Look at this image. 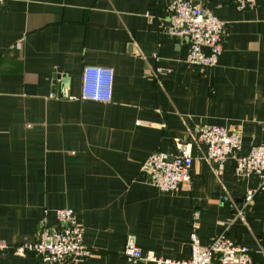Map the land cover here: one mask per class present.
<instances>
[{
	"label": "crops",
	"instance_id": "1",
	"mask_svg": "<svg viewBox=\"0 0 264 264\" xmlns=\"http://www.w3.org/2000/svg\"><path fill=\"white\" fill-rule=\"evenodd\" d=\"M173 0H12L0 8V241L34 243L41 223L73 209L90 257L129 263L128 237L145 255L180 263L196 235L224 233L264 264V190L234 219L258 177L238 178L234 160L203 159L199 127L237 131L239 154L264 144V0L237 11L232 0H188L226 23L217 65H187V47L166 32ZM156 55V56H154ZM84 67L113 70L108 104L80 99ZM192 147L190 183L161 192L139 173L155 152ZM0 264H40L32 254Z\"/></svg>",
	"mask_w": 264,
	"mask_h": 264
},
{
	"label": "built area",
	"instance_id": "2",
	"mask_svg": "<svg viewBox=\"0 0 264 264\" xmlns=\"http://www.w3.org/2000/svg\"><path fill=\"white\" fill-rule=\"evenodd\" d=\"M12 0H0V8ZM262 0H232L237 11L253 9ZM166 32L187 47V65L210 69L217 65L223 53L227 25L220 21L211 10L202 9L188 0H173L165 8ZM156 56V55H154ZM113 70L106 67H84L82 71V101L108 104L112 100ZM196 143L206 150L203 159L213 162L222 170L228 159L234 160V175L247 178L258 177V186L248 189L238 208L234 209V219H243L259 192L264 190V144L252 146L247 154H239L241 138L237 131H228L218 126L199 127ZM192 147L186 141L176 142L173 154L152 153L140 167V175L149 185L161 192H176L190 183ZM56 225L47 228L41 223L34 243L23 242L11 249L0 241V257L11 253L24 256L32 253L40 264H77L90 257L91 252L83 245V227L76 220L73 209L62 208L55 211ZM194 224L190 234V257L180 263H170L156 259L151 254H143L128 237L122 255L129 263L146 261L157 264H253L251 251L242 244L235 243L224 233L211 239L208 245H201L196 235L198 214H193Z\"/></svg>",
	"mask_w": 264,
	"mask_h": 264
}]
</instances>
